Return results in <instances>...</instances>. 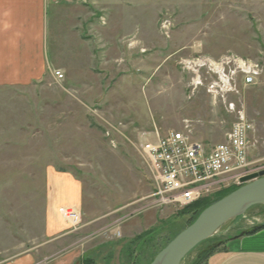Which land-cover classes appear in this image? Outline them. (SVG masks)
Masks as SVG:
<instances>
[{
    "label": "rangeland",
    "instance_id": "obj_1",
    "mask_svg": "<svg viewBox=\"0 0 264 264\" xmlns=\"http://www.w3.org/2000/svg\"><path fill=\"white\" fill-rule=\"evenodd\" d=\"M51 3L52 70L34 85L0 86V263L49 244L43 257L71 250L95 264H122L121 251L133 242L137 264H151L191 225L192 213L156 207V183L141 146L171 131L218 145L234 123L207 94L210 79L193 91L180 58L236 55L261 65L258 84L229 101L243 106L254 125L251 169L264 170V0ZM166 20L169 33L162 27ZM53 174L70 176L81 187L77 231L51 212ZM238 187L229 183L203 199ZM243 217L251 227L262 224L264 206ZM235 222L212 241L238 233L231 234Z\"/></svg>",
    "mask_w": 264,
    "mask_h": 264
},
{
    "label": "built area",
    "instance_id": "obj_2",
    "mask_svg": "<svg viewBox=\"0 0 264 264\" xmlns=\"http://www.w3.org/2000/svg\"><path fill=\"white\" fill-rule=\"evenodd\" d=\"M162 27L169 33L171 21H164ZM177 64L183 73L192 77L189 85L193 91L204 86V79H210L207 94L215 104L225 106L226 113L234 117V123L226 141L218 145L196 141L186 131H171L164 136L156 134V139L141 146L156 183L153 195L156 207H189L229 183L236 182L241 187L245 177L259 173L251 169L255 127L245 108L230 102L229 97L256 86L263 74L261 65L236 55L220 59L186 57L180 58ZM54 75L57 80L64 79L60 71ZM58 212L73 231L81 229L79 210L60 208Z\"/></svg>",
    "mask_w": 264,
    "mask_h": 264
},
{
    "label": "crops",
    "instance_id": "obj_3",
    "mask_svg": "<svg viewBox=\"0 0 264 264\" xmlns=\"http://www.w3.org/2000/svg\"><path fill=\"white\" fill-rule=\"evenodd\" d=\"M51 1L0 0V86L34 85L44 80L52 70L48 56V11L52 6ZM77 1L83 0H66V3ZM138 84L144 85L143 82ZM49 200L51 212L58 217L60 208L79 210L81 187L70 176L50 175ZM248 218L243 217L234 223L231 234L234 231L238 233L234 232L224 241L211 255L208 264H264V227L256 231L264 222L251 227ZM65 225L70 229L69 225ZM54 229L48 228V233L54 234ZM242 233L246 234L239 237ZM48 245L43 244L40 252L27 253L0 264H80L85 258H80V253L71 250L43 257Z\"/></svg>",
    "mask_w": 264,
    "mask_h": 264
},
{
    "label": "water",
    "instance_id": "obj_4",
    "mask_svg": "<svg viewBox=\"0 0 264 264\" xmlns=\"http://www.w3.org/2000/svg\"><path fill=\"white\" fill-rule=\"evenodd\" d=\"M242 182L239 189L206 208L192 225L158 253L151 264H182L199 245L225 226L245 216L252 208L264 206V170L245 177ZM263 227L264 223L256 231Z\"/></svg>",
    "mask_w": 264,
    "mask_h": 264
},
{
    "label": "trees",
    "instance_id": "obj_5",
    "mask_svg": "<svg viewBox=\"0 0 264 264\" xmlns=\"http://www.w3.org/2000/svg\"><path fill=\"white\" fill-rule=\"evenodd\" d=\"M238 188H234L232 190L227 191L226 193L221 194L220 196L217 197V199L215 200H201L198 201L197 203L193 204L192 206L188 207L187 209H185V211H189L188 214L192 213V222L191 225L196 221V219L198 218V216L208 207H210L211 205L215 204L216 202L220 201L221 199H223L224 197L228 196L229 194L233 193L234 191H236ZM182 212L183 214L185 213ZM239 220V219H238ZM147 239V238H146ZM144 239V240H146ZM214 239V238H213ZM142 240V242L144 241ZM141 242V243H142ZM170 243V242H169ZM168 243V244H169ZM222 243H215L212 241V239L207 240L206 242L202 243L201 245H199L184 261L182 264L185 263L186 260L192 258V260L189 261L188 264H208V260L211 257V255L223 244ZM166 247V246H165ZM164 247V248H165ZM163 248V249H164ZM137 246H135V244L132 242L131 244H126L122 251H121V262L122 264H137ZM194 255L193 257H191V255ZM158 255V254H157ZM156 255V256H157ZM155 256V257H156ZM154 260V259H153ZM153 262V261H152ZM151 262V263H152ZM80 264H95V260L91 257L88 258H84L83 261Z\"/></svg>",
    "mask_w": 264,
    "mask_h": 264
},
{
    "label": "bare ground",
    "instance_id": "obj_6",
    "mask_svg": "<svg viewBox=\"0 0 264 264\" xmlns=\"http://www.w3.org/2000/svg\"><path fill=\"white\" fill-rule=\"evenodd\" d=\"M220 231H221V230H220ZM220 231H219V232H220ZM219 232H218V233H216L215 235L219 234Z\"/></svg>",
    "mask_w": 264,
    "mask_h": 264
}]
</instances>
